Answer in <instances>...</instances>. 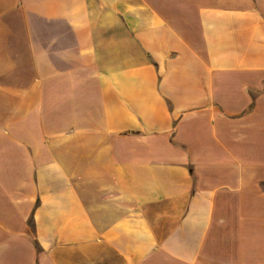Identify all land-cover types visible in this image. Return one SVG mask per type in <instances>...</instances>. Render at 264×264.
I'll return each mask as SVG.
<instances>
[{"label":"crops","instance_id":"crops-1","mask_svg":"<svg viewBox=\"0 0 264 264\" xmlns=\"http://www.w3.org/2000/svg\"><path fill=\"white\" fill-rule=\"evenodd\" d=\"M0 264H264V0H0Z\"/></svg>","mask_w":264,"mask_h":264}]
</instances>
